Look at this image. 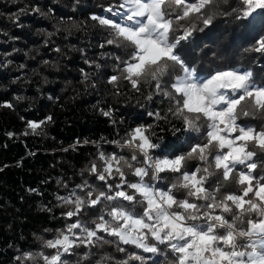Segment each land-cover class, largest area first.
<instances>
[{
    "label": "snow or ice",
    "instance_id": "1",
    "mask_svg": "<svg viewBox=\"0 0 264 264\" xmlns=\"http://www.w3.org/2000/svg\"><path fill=\"white\" fill-rule=\"evenodd\" d=\"M217 10V0H119L106 8L113 18L91 16L107 29L105 43L123 51L113 57L116 74L108 83L118 89L123 79L137 92L149 84L148 101L167 99L166 114L148 115L178 121L172 131L185 137L187 150L166 152L150 124L105 141L128 153L98 150L83 170L93 182L57 196L69 206L62 213L69 222L52 238H39L52 252L25 253L27 259L70 264L76 249L102 242L126 254L117 264H264V63L259 71L232 64L204 69L188 55ZM220 14L253 29L244 51L264 58V0H235ZM100 111L112 118L111 109ZM44 123L27 126L36 134ZM189 160L197 163L189 167Z\"/></svg>",
    "mask_w": 264,
    "mask_h": 264
},
{
    "label": "trees",
    "instance_id": "2",
    "mask_svg": "<svg viewBox=\"0 0 264 264\" xmlns=\"http://www.w3.org/2000/svg\"><path fill=\"white\" fill-rule=\"evenodd\" d=\"M118 3L0 0V264H43L38 255L29 260L24 254L52 252L39 238H52L69 222L62 216L69 206L57 196L68 195L85 179L93 182L83 170L96 160L98 150L128 153L105 141L120 140L137 124H150L163 137L166 152L187 150L185 137L172 131L178 121H157L148 115L150 111L166 114L167 99L154 95L148 101L149 84H142L143 91L137 92L123 79L118 89L108 83L116 74L113 57L123 51L105 43L107 29L91 16L113 18L106 8ZM217 4L213 26L196 34L188 46L190 59L204 69L232 64L259 71L264 58L244 51L254 42L255 31L220 14L235 0H217ZM37 8L39 12L34 11ZM7 103L13 107H5ZM101 109H111L112 118ZM48 116L51 122L45 120ZM28 121L45 123L32 134ZM196 163L187 161L189 167ZM122 246L132 251L131 245ZM125 256L116 244L101 242L94 248L76 249L68 259L70 264H117Z\"/></svg>",
    "mask_w": 264,
    "mask_h": 264
}]
</instances>
